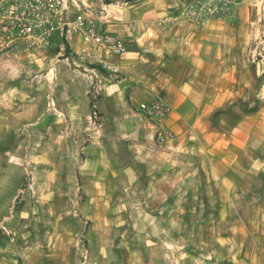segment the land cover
Listing matches in <instances>:
<instances>
[{"label":"crops","instance_id":"0c3cea01","mask_svg":"<svg viewBox=\"0 0 264 264\" xmlns=\"http://www.w3.org/2000/svg\"><path fill=\"white\" fill-rule=\"evenodd\" d=\"M185 1L110 0L102 5L105 14L97 13L98 24L127 47L120 55L102 52L121 70L118 74L100 71L99 75L108 82L100 95L105 110L108 100L116 98L126 116L117 121V136L108 138L109 144L125 145L130 162L124 163L115 149L114 167H108L101 153L92 174L99 186L103 183L99 177L109 172L118 175L126 187L124 178H131L129 183L137 193L134 207L147 210L137 215L138 224L143 214L150 227L142 238L153 244L154 257H166L167 264H183L182 257L187 255L186 243H175L168 225H178L179 238L182 235L187 241L191 236L182 228L187 226L186 216L197 215L194 210L205 205L217 210L212 219L217 228L205 237L224 247V264H264V180L260 179L264 177V154L263 146L252 144V132L264 123L251 122L250 115H236L230 108L244 95L245 86L236 90L234 80L233 50L240 41L229 34L235 27L218 19L190 26L183 16L175 15ZM240 3L237 8L245 19L247 9L242 7L246 4ZM66 39L74 56L73 65L66 69L65 88L60 83L61 62L49 85L42 75L28 74L30 65L43 69L48 59L45 52H36L30 60L24 55L0 59V264H51L49 257L63 247L54 228L59 216L55 194L60 172L23 170L26 159L30 164L43 161V129L49 119L56 124L57 134L59 121L52 120L51 109L57 113L60 109L72 128L86 126V95L75 83L85 79L86 66L96 64L91 63L93 58L78 56L83 47L78 33L66 34ZM44 93L54 96L56 104L52 99L47 108ZM156 102L163 106L156 130L159 126L172 134L161 146L153 140L155 130L149 116ZM54 141L58 142L56 137ZM34 146H40L37 154ZM258 176L260 183L251 184L250 179L257 181ZM254 192L258 195L252 196ZM16 196L19 199L13 201ZM126 206L132 208L129 203ZM44 208L50 209L45 216ZM239 208L245 213L230 219L231 209ZM44 223L50 228L44 229ZM160 228L164 233H158ZM103 231L100 228L98 234L100 252L108 241Z\"/></svg>","mask_w":264,"mask_h":264},{"label":"rangeland","instance_id":"374dc122","mask_svg":"<svg viewBox=\"0 0 264 264\" xmlns=\"http://www.w3.org/2000/svg\"><path fill=\"white\" fill-rule=\"evenodd\" d=\"M240 1L232 0L231 6L235 13L233 11V16L221 20L224 21L223 24L235 27L229 32V34L233 33L232 36L236 41H240L233 50L236 64L234 70L235 88L237 90V86H245L244 95L234 102L233 106L235 107L231 106L230 108L233 109L236 115H250L251 122L264 123V63L260 61L258 56L253 55L255 46L258 43L257 32H259L262 39L261 43L257 45L261 50H264V0H246L245 2L241 1V3ZM186 2L187 0L179 5L175 15L183 16L182 12ZM105 3L104 0H69L66 10L61 15L43 10L42 19L52 22L55 28L51 38L42 45L27 46L24 51L13 58L24 55L30 60L36 55V52H45L46 54H44L48 56V59L44 63L43 69L37 67V70H35V67L30 65L31 69L28 74L32 77L36 75L38 78L42 75V78L46 80L45 84L49 85L57 72L59 73L56 64L61 62L62 69L60 72H62L61 75L64 79L62 78L60 83L64 87L66 69L68 65L70 67L73 65L71 62L74 55L66 39V27L63 23L73 19L79 6L91 8L99 13L103 11L102 5ZM239 3L246 4L242 7V9H247V11H244L246 13L245 19L241 15L243 11L239 13L237 8ZM189 25L193 26L192 23ZM252 34H254V38ZM247 35L252 37L248 38ZM63 37L67 41V49ZM42 54L40 53V55ZM50 72L51 75H48ZM107 84L108 82L103 79L101 74L91 76L89 72L86 74L85 79L79 80V83L76 82V89L83 90L86 95V126L72 128L66 115L60 109L57 110L61 114L51 109L52 120L55 117L59 121L57 123V134L54 133L56 124H51L49 119V122L44 124V126L47 124V127L43 129V143L41 146L43 161L30 164L29 160L26 159L28 162L24 165L23 172H49L51 169L60 172L55 194L58 201L59 216L56 221L57 225L54 228L57 229L56 235L60 236L59 240L62 239L63 241V247H61L60 252L49 257V259L51 264H167L169 260L166 257H154L155 254L151 250L153 244L150 240L142 238L143 235L150 232V227L143 219V214L139 215L141 216V222L138 224L139 218L137 219V215L138 212L142 213L147 210H138L134 207L137 203V193L129 183L131 178H124V181H127L126 187L121 184L122 179L118 175L109 172L104 177H99L103 182L99 186L97 183L98 178L92 174L96 160H100L98 155L101 153L103 155L102 160L108 167H114L116 151H119V156L124 160V163L127 160L130 162V152L125 145L114 144V142L109 144L108 141V138L117 136V121L120 122L122 117L125 118L126 116L121 114L119 100L116 98L108 100L106 103L107 110H105L102 103L105 99L101 101L100 95ZM45 94L44 99H46L47 108L52 99L56 104L57 100L54 96L47 94V97ZM79 99L83 100V98ZM150 123L156 130L155 121L152 120ZM252 134V144L263 146L261 152L263 151L264 154V125L263 128L255 130ZM55 137L58 142L54 141ZM260 140L261 144L258 145ZM34 147L36 148L34 152L37 154L40 151H37L40 146ZM23 149L27 154V147L24 146ZM26 154H23V158L28 157ZM84 159H86V163H83ZM36 165L40 166L37 167ZM97 165L99 164L97 163ZM8 172H14V170L9 169ZM31 176H29V179L34 180ZM259 178L258 176L257 181H255V178L250 179V183L258 185L260 183ZM260 179L264 180V177ZM256 188L254 187V190ZM251 195L257 196L258 194L254 192ZM18 199L19 197L16 196V200L13 199V201ZM98 202L103 204L98 206ZM128 203L132 205V208H127L126 204ZM104 204H106V207H103ZM48 210L50 209L44 208L41 210L43 216L48 214ZM190 211L192 210H186L189 213ZM194 212L197 215H193V217L192 213L190 216L187 214V226H182L185 234L191 236L187 241L182 235L179 238L178 225L170 224L167 228L174 237L175 243L180 242L182 245L186 243L184 247L187 255L182 257L183 264H224L226 260V258H223L224 247L221 249L214 242L207 241L205 237L217 228V226L215 228L212 226V219L216 217L217 210L205 205L202 209L197 208ZM243 213H245L243 208L231 209L229 217L230 219H236L235 215L242 216ZM142 223L144 225H141ZM43 228H50V226L44 223ZM100 228L106 232L108 239L102 252H100L98 235ZM222 229L223 226L220 225L219 230ZM159 232L164 233L161 228ZM191 233L192 235H190ZM195 233L197 234L196 240L194 238ZM200 235L201 240H199ZM63 248H66L65 251ZM172 248L177 249L178 247L173 246ZM211 255L217 256V260Z\"/></svg>","mask_w":264,"mask_h":264},{"label":"built area","instance_id":"2783aa9c","mask_svg":"<svg viewBox=\"0 0 264 264\" xmlns=\"http://www.w3.org/2000/svg\"><path fill=\"white\" fill-rule=\"evenodd\" d=\"M69 0H0V59H10L24 51L27 46H36L46 43L52 36L54 25L42 19V11L47 10L53 14H60L66 10ZM75 1V0H72ZM232 0H187L183 17L192 24L202 25L209 19H226L233 13ZM105 14L106 9H103ZM97 13L88 7H78V12L70 21L63 24L66 34L78 33L83 47L78 56L93 58L91 66L85 69L97 76L100 71L108 74H118L120 67L112 63L102 52L113 55L123 54L127 47L124 42L114 34L104 30L97 24ZM258 43L261 35L256 33ZM255 46L253 55L259 57L264 63V50ZM257 50V51H256ZM94 52V53H92ZM157 109L149 113L150 119L156 122L163 114L161 103H155ZM51 105H53L51 103ZM58 114H61L58 112ZM172 138L169 130L157 127L153 135L158 145L167 144Z\"/></svg>","mask_w":264,"mask_h":264},{"label":"trees","instance_id":"16d2710c","mask_svg":"<svg viewBox=\"0 0 264 264\" xmlns=\"http://www.w3.org/2000/svg\"><path fill=\"white\" fill-rule=\"evenodd\" d=\"M106 3H109L110 0H104ZM126 1H129V2H132L134 0H126ZM63 41H64V44H65V48L67 49L68 48V44H67V41L65 40V38L63 37Z\"/></svg>","mask_w":264,"mask_h":264}]
</instances>
